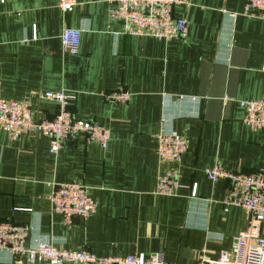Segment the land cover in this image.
Segmentation results:
<instances>
[{
    "label": "crops",
    "instance_id": "1",
    "mask_svg": "<svg viewBox=\"0 0 264 264\" xmlns=\"http://www.w3.org/2000/svg\"><path fill=\"white\" fill-rule=\"evenodd\" d=\"M58 4L0 0V98L28 101L36 118H53L58 104L43 92L71 94L72 114L108 128L109 146L79 135L53 154L40 132L14 140L0 132V221L34 224L29 243L54 238L99 257L162 251L179 264H198L202 253L218 258L247 218L241 207L226 206L229 182H212L205 170L220 163L264 172V130L244 123L239 104L264 99V20L244 14L246 0H190L173 9L187 20V34L165 40L124 33L108 0H77L70 13ZM66 27L82 31L78 54L63 50ZM120 87L132 94L128 103L104 98ZM171 130L187 138V150L165 163L156 136ZM168 169L180 186L157 195ZM70 182L88 186L99 205L68 227L49 196ZM0 264L30 263L0 252Z\"/></svg>",
    "mask_w": 264,
    "mask_h": 264
},
{
    "label": "built area",
    "instance_id": "2",
    "mask_svg": "<svg viewBox=\"0 0 264 264\" xmlns=\"http://www.w3.org/2000/svg\"><path fill=\"white\" fill-rule=\"evenodd\" d=\"M109 12L113 20L123 23V32L129 35L152 36L165 40L183 38L187 34L188 22L176 18L173 9L177 5L189 4L190 0H108ZM77 0H59L63 13H70ZM244 14L264 20V0H246ZM82 31L66 27L61 34L63 50L67 53L80 52ZM43 96L58 104V112L53 118H36L28 101L0 98V132L14 140L29 132H40L50 139V151L58 154L66 140L83 135L87 141L96 142L102 148L109 146L111 133L103 125L76 118L68 105L74 96L63 91H45ZM104 98L111 103L126 104L132 94L120 87L107 92ZM244 110L243 121L251 129L264 130V99L241 100ZM158 157L165 163L179 162L187 150V138L178 132L161 131L156 136ZM209 180H226L230 184L226 206L241 207L247 218L246 227L235 237L228 251L218 258H210L206 253L199 257L198 264H264V172L230 171L214 164L205 170ZM180 186L178 173L172 169L162 172L157 179L154 193L172 196ZM197 185L192 187L196 195ZM52 212L63 216L64 223L71 227L75 218H89L98 209L89 187L79 183H60L49 196ZM35 231V225L16 224L0 221V252L12 256H26L30 264H179L168 261L164 252L130 254L123 257H99L90 250H70L58 246L54 238L28 239Z\"/></svg>",
    "mask_w": 264,
    "mask_h": 264
}]
</instances>
